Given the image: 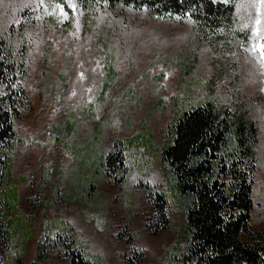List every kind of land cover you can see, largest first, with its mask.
<instances>
[{
    "label": "rangeland",
    "instance_id": "1",
    "mask_svg": "<svg viewBox=\"0 0 264 264\" xmlns=\"http://www.w3.org/2000/svg\"><path fill=\"white\" fill-rule=\"evenodd\" d=\"M234 6L212 28L120 2L0 0V41L25 70L14 136L0 144V264H175L183 211L159 148L178 108L206 100L257 124L249 223L264 234V5Z\"/></svg>",
    "mask_w": 264,
    "mask_h": 264
},
{
    "label": "trees",
    "instance_id": "2",
    "mask_svg": "<svg viewBox=\"0 0 264 264\" xmlns=\"http://www.w3.org/2000/svg\"><path fill=\"white\" fill-rule=\"evenodd\" d=\"M79 1L82 5L120 2L160 17L199 16L197 20L202 25L213 28L230 23L236 0ZM24 71L22 61L11 47L0 41V86L5 87L0 94L1 145L14 136L13 123L20 116L19 105L24 95L21 83ZM165 139L159 148L166 169L163 177L170 182L173 196L183 211L181 226L175 229L177 239L167 249V254H173L174 263L264 264V241L259 237L261 234L264 238V234L252 231L249 223L253 210L252 178L257 166L256 122L243 114L221 112L212 101L206 100L178 108ZM143 140L147 147L152 145L149 137L140 134L130 139L135 143ZM110 158L103 161V166L112 162ZM3 175L0 165V180ZM12 189L7 190V197ZM156 204L163 225L168 216V199L163 192L156 196ZM0 208L2 213V202ZM55 224L63 225L64 221L43 222L42 230L48 232ZM51 237L52 234L47 235V240ZM8 239L9 231L4 226L0 242ZM72 258L75 264H91L83 255L75 254ZM140 259V254H131L122 264H141Z\"/></svg>",
    "mask_w": 264,
    "mask_h": 264
},
{
    "label": "snow or ice",
    "instance_id": "3",
    "mask_svg": "<svg viewBox=\"0 0 264 264\" xmlns=\"http://www.w3.org/2000/svg\"><path fill=\"white\" fill-rule=\"evenodd\" d=\"M262 5H264V0H261ZM74 7V5H73ZM257 23H260V20L258 19ZM260 49H261V55H264V45H260Z\"/></svg>",
    "mask_w": 264,
    "mask_h": 264
}]
</instances>
